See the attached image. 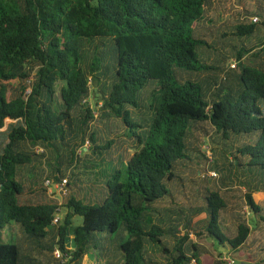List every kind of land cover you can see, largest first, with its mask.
Returning a JSON list of instances; mask_svg holds the SVG:
<instances>
[{"label":"trees","instance_id":"obj_1","mask_svg":"<svg viewBox=\"0 0 264 264\" xmlns=\"http://www.w3.org/2000/svg\"><path fill=\"white\" fill-rule=\"evenodd\" d=\"M208 1L0 0V232L9 227L17 234L14 242H0V264H83L86 256L105 264L109 246L100 245L97 237L115 234L121 226L127 238L119 245L120 264H224L217 246H229L252 264H264V206L254 196L264 194V39L240 49L226 43L237 60L229 73L227 56L219 55L214 65L208 50L216 43L211 45L204 23ZM245 14L232 24L234 35L264 32V12L247 9ZM254 16L262 21L254 23ZM97 39L103 47L105 40L111 43L110 49L98 46L85 61V41ZM210 70L222 75V82L208 91L200 82L180 79L181 72ZM103 76L111 78L101 85ZM90 78L100 88V117L108 123L115 119L135 125L130 108L140 106L139 94L152 82L157 83L152 96L159 98L146 136L138 137L125 170H115L113 180L95 185L93 191L78 187L75 194L70 169L77 167L79 150L89 140L88 154L102 156L119 137L112 124L106 127L112 139L103 138L96 127L89 134L93 110L83 101L91 96ZM204 138L215 151L228 154L225 162L238 181L213 185L204 174ZM92 162L89 167L97 166ZM35 163H47L46 171L56 182L69 177V193L61 205L49 198L42 175L33 182L27 176ZM189 164L202 177L206 203L187 196V183V200L168 187L180 171L191 174ZM190 181L198 182L194 176ZM238 182L245 193L230 191H238L235 196L221 189L227 188L221 183ZM168 197L170 203L164 201ZM237 197L245 198L254 226L235 214L236 229L226 225L223 214L235 207ZM158 203L181 207L165 215V206L160 209ZM61 207L66 215L55 224ZM203 213L205 218L194 221ZM254 229L261 231L255 235L258 240ZM191 233L210 246L195 243ZM68 236H74L75 248L68 247ZM148 245L156 248L158 259ZM190 248L195 253L189 254Z\"/></svg>","mask_w":264,"mask_h":264},{"label":"rangeland","instance_id":"obj_2","mask_svg":"<svg viewBox=\"0 0 264 264\" xmlns=\"http://www.w3.org/2000/svg\"><path fill=\"white\" fill-rule=\"evenodd\" d=\"M237 1H242V0H237ZM234 0H232V4H234ZM243 5L244 6H248V9L250 11H252L253 13H263L264 12V0H243ZM223 19H225V16H218L216 19L212 20L218 25L219 22H221ZM241 22L242 20L238 19V22ZM214 22H209L210 25H206L207 27L210 26L209 28V36H207L208 39H210V43L211 45L214 46V48L218 49V50H214L210 49L208 57H210L212 60V63L214 65H217L218 62H216L215 57L217 58L219 55H224L228 57V61L226 62L227 64L233 63L236 60V57L232 54H230L228 52V48L226 43L232 44L237 46V48H242L244 44L248 45V47H254L256 46L261 40L264 39V32L263 30H257L256 33H254L251 36L248 37H244L243 36H236L233 33L236 31V27L233 25H229L225 28V26L218 28L217 25L214 24ZM235 22H237V19H235ZM222 32H226V37L222 38ZM101 40H86L85 41V55H86V59L85 61H89L92 58L93 52L95 50H97L96 47L98 46H102V48L105 49V51L107 52L110 47H111V43H109L108 41L105 40L106 46L103 47V45L101 44ZM207 50V49H206ZM232 50H235L234 48ZM211 52V53H210ZM206 54H204L205 57ZM108 56V55H107ZM107 64H109L111 66V62H110V57H107ZM236 72V71H235ZM110 76H103V81L101 82V85L104 82L110 81ZM180 79L183 81H193L196 83H201L202 86L204 87V89L206 91L210 90L211 88H216V84L215 82H222V75L220 76L219 73L215 70H210L207 71L205 73L202 72H196V71H185V72H181L180 73ZM13 86L17 85V82L14 81L11 83ZM230 85L232 86L233 83L230 81ZM61 85L58 86V89L60 90ZM157 87V83L156 82H152L150 85H148L147 87H145L141 93L139 94V102H140V106L139 107H131L130 111L131 114L134 115V117L132 118V123L135 124L133 126H127V125H122V123L118 120L115 119H108V122L101 120V112H102V93L100 91V88H96L95 86H92L91 88V96L89 99V106L90 108L93 110V116L94 119L92 120V124L93 127L92 129L90 128L89 134L92 133L96 128L101 129L100 132L103 134V138H111L112 139V135L110 134V132L108 130H106L107 126L109 124L115 125L117 126L115 128V130H113L112 132L116 133V135L119 134V137H117L115 145L113 146V149L111 151L105 152L104 155L100 156V155H90L86 154L85 150L83 149L84 146H86L89 150L90 146H92V143H90V141L88 140L85 145L83 146V148H81L78 152V163L76 164V168H75V172L72 174L71 176V185H72V191L76 194V192H78V187L83 188L82 191H87L89 188L92 189V191L95 189V185H103L105 184L106 181H108V179H114L112 174L115 170H125V166H126V162L129 159L130 156H132L134 154V152L136 151V144L138 143V137L141 138H145L146 136V130H147V126L150 124V122L153 119V116L155 114L156 111V106H157V97L159 98L158 95H156V98H153L152 93L155 90V88ZM234 88V87H233ZM30 90H28L29 92ZM7 122H11V120H7ZM96 127V128H95ZM108 131V133H107ZM122 133L126 134L124 136H120ZM80 141V139H79ZM98 143L100 145H103L105 142L103 140H99ZM215 145L211 142V140L209 138H204L203 142H202V151L205 153V158H203V160L205 161V163L207 164L205 167V170L207 168L208 171H205L204 174L208 177V178H215V180L218 181V184L220 182H232L234 180H237V177L235 175H233V173L235 172L232 169V173L230 172V167L228 166V163H226L225 161L228 159V154H224L219 148H217V151H215ZM39 152L41 153V149H39ZM91 157V158H89ZM93 160V164H96L97 166L95 167H89L91 165V161ZM89 165V166H88ZM190 165V164H189ZM194 164H191V168L188 169L189 173H191L190 175H188L187 171H180L178 174H180L179 178L176 179V181L174 183H169L168 187L170 190L173 191V193L176 195L177 198H182L183 200H187L183 197V193L185 192L184 189V184H186L187 187V196L190 197H194L195 201H199L201 202V204H203V202L206 203V200L204 198V195L208 194L206 189H204L203 187L204 182L201 181L202 177H200V179H198V169L195 167L193 168ZM88 166V167H87ZM249 169V168H248ZM252 169V168H251ZM250 169V170H251ZM195 170V171H194ZM242 170V168H241ZM250 170H248V172H250ZM88 172V173H87ZM92 172V173H90ZM215 172L216 175H212L211 173ZM186 175H185V174ZM191 176H194V180H197V183H192L190 181ZM238 176L240 178L243 177V175L238 174ZM253 175H249L248 178H252ZM225 177V179L223 178ZM223 179V181H222ZM184 180V181H183ZM190 182V183H189ZM225 185L227 188L221 186V189H223L222 191L225 192H230V191H235L237 190H243V188H240V183H230V184H223ZM261 180H259V186L261 187ZM94 185V186H93ZM210 186V185H209ZM80 192V191H79ZM237 193H239L238 191L235 193L230 192V194H234L235 196H237ZM56 197L58 199L55 200H59L58 202H64V199L62 200L61 196L59 195V193L55 192ZM257 198V200L259 202H263V206H264V194H261L260 192H258L255 196ZM167 203H170L171 198L168 197L167 199L164 200ZM181 201V200H180ZM167 203H158L156 204V207H159L160 209H163V205L165 206V215H170L172 214L173 211H178V209L181 206H177V205H169ZM166 204V205H165ZM179 205V204H178ZM233 205H235V207L230 208V210L228 209L227 212H225L223 214V218L225 220V223L227 226H229L230 228H232L233 230L236 229L235 223H233V219H232V215L235 214L236 216H244L246 218L249 219V222L251 224V226H254V222H253V215L250 214L251 210L249 209V207L245 204V198H236V200H234ZM171 207V208H170ZM168 208H170L168 210ZM66 209L64 207H61L59 209V219L61 220V222L64 219V216L66 215ZM206 217V214L203 213L202 215H198L194 221L197 220V218H199V221L203 218ZM75 222L77 224H80L82 222V218L77 216L75 218ZM9 227H7L5 230H3L2 232H0V242H14L15 240H17V234L15 232H11L9 229ZM224 232L227 234L228 231L225 227V229L223 228ZM258 233H261V231L259 230H255L253 232V237L255 235H257ZM228 236H232L229 233L227 234ZM252 237V238H253ZM256 239L258 240V236H255ZM99 239V244H105L109 246V250H108V256L109 259L105 261V264H120L121 263V257H120V252H119V245L122 244L125 239L127 238L126 232L124 230V227L121 226L119 231L115 234H105V235H101L99 234V236L97 237ZM193 238H195V236H193ZM260 238V237H259ZM197 240V239H195ZM201 244H203L204 246L209 247V243H206L205 241H201ZM99 245V246H100ZM209 245V246H208ZM69 248H72L71 246ZM218 249V251H222L223 252V256H222V260L224 262V264H242L243 262H248L249 264H252V262H250V260L248 259V256L243 252H234V250H232L229 246H217L216 247ZM147 249L149 250V252L153 255V258L156 260L158 259V257L156 256V248L154 246H147ZM228 250L231 252V254H227ZM217 256L219 255L217 252L215 253ZM225 256L227 257V259H225ZM94 259L93 257L91 258V260ZM229 259V261H228ZM95 260V259H94ZM85 262H87V264H90L89 261L87 259H85Z\"/></svg>","mask_w":264,"mask_h":264},{"label":"crops","instance_id":"obj_3","mask_svg":"<svg viewBox=\"0 0 264 264\" xmlns=\"http://www.w3.org/2000/svg\"><path fill=\"white\" fill-rule=\"evenodd\" d=\"M235 2H234V4H232V0H209L208 1V3H207V7H206V11H207V20L204 22V23H206V25H210L209 24V22H214L213 20H212V18L213 19H216L218 16H225V19H223L221 22H219L218 23V25L217 24H215L216 23V21L214 22V24L215 25H217L218 26V28H221L222 26L224 27L225 26V28L227 27V26H229V25H234L235 23H240V21L238 22V19L240 20H242L244 17H246V14H245V11L248 9V6L246 5V6H244L243 5V0L242 1H237V0H234ZM235 19H237V22H235ZM208 27H210V26H208ZM221 57V56H220ZM217 58L215 57V59L214 60H216ZM233 60H236V59H233ZM237 61V60H236ZM230 62L227 64V63H225V66H226V70H228V68L230 67ZM230 71L228 70V73H229ZM233 75V74H232ZM84 150H85V152H86V154H88V151L89 150H87L88 148L86 147V146H84V148H83ZM38 153H40V152H38ZM89 155H91V154H89ZM44 162V161H43ZM46 162V161H45ZM28 170H27V176L30 178V180H31V182H33L34 180H36L35 178L37 177H40L41 178V175H42V177L44 178H42L43 179V185H44V187H45V180L46 179H50V180H54V179H52L49 175H48V171H46V169H47V163H35V164H33L32 166H30V167H28L27 168ZM75 170V169H74ZM72 171L71 169H70V172H75V171ZM69 172V173H70ZM88 173V172H87ZM211 182H212V184L213 185H216V184H218V181L217 180H215V178L213 179V178H211ZM256 184H257V186H259L258 184V182L256 181ZM104 185V184H103ZM46 188V187H45ZM47 189V194H48V196H49V198H52V199H58V198H55L56 197V195H50V190L48 189V188H46ZM247 190H246V188L245 187H243V192L245 193ZM55 193V192H54ZM258 192H256L255 193V195L254 196H256V194H257ZM261 193V192H260ZM261 194H263V193H261ZM256 198V197H255ZM257 199V198H256ZM59 201V200H58ZM60 204H61V202H59ZM179 229H181V228H179ZM193 234L191 233V235H190V237H191V240H193L195 243H200L201 244V241L200 240H198L196 237L195 238H193ZM71 237V239H74V236H70ZM195 239H197V240H195ZM206 243H209V245L211 244V242H207V241H205ZM190 243V242H189ZM173 244H177V242L176 241H174L173 243H172V245ZM201 245H203V244H201ZM208 245V246H209ZM207 247V246H206ZM156 252H157V250H156ZM189 254L190 253H195V251H193L191 248L189 249ZM222 252V251H221ZM85 259H87L88 261H89V263L90 264H98V262L97 261H95V260H91L90 259V257L89 256H86L85 258H84V261H83V264H87V262H85Z\"/></svg>","mask_w":264,"mask_h":264},{"label":"built area","instance_id":"obj_4","mask_svg":"<svg viewBox=\"0 0 264 264\" xmlns=\"http://www.w3.org/2000/svg\"><path fill=\"white\" fill-rule=\"evenodd\" d=\"M262 21V18L261 17H259V16H254L253 17V22L254 23H260ZM236 65H237V61H235V62H233V63H231L230 64V66L232 67V68H235L236 67ZM89 85L91 86V88H92V81H91V78H90V81H89ZM89 99H90V97H88V98H86L84 101H83V104H86V105H89L88 103H89ZM41 151L43 152V149H41ZM38 152H39V149H38ZM41 152V153H42ZM212 175H216V173L215 172H212L211 173ZM45 187L46 188H48L49 190H50V195H55V193L54 192H58L59 193V195L61 196V198H62V200H63V198H65L67 195H68V193H69V191H68V189H67V187H68V184H69V177H64L61 181H59V182H56V181H54V180H50V179H46L45 180ZM61 204H62V202H61ZM60 204V205H61ZM59 214H56V217H55V219H54V223L56 224V223H58L59 222ZM55 254H56V256H58V257H61V255H62V253L59 251V250H56V252H55ZM221 260H222V257L220 258ZM225 259H227V257L225 256ZM223 261V260H222ZM228 261H229V259H228ZM195 263V260H193V262H192V264H194ZM230 264V263H229Z\"/></svg>","mask_w":264,"mask_h":264},{"label":"water","instance_id":"obj_5","mask_svg":"<svg viewBox=\"0 0 264 264\" xmlns=\"http://www.w3.org/2000/svg\"><path fill=\"white\" fill-rule=\"evenodd\" d=\"M67 243H68V247H72L75 248L76 247V242L74 241V239H71L70 236L67 237ZM242 264H249L248 262H243Z\"/></svg>","mask_w":264,"mask_h":264}]
</instances>
